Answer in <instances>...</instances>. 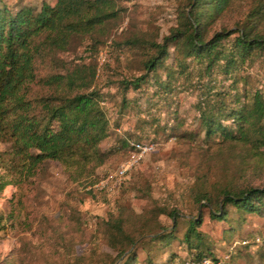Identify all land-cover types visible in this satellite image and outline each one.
Instances as JSON below:
<instances>
[{
	"label": "rangeland",
	"instance_id": "1",
	"mask_svg": "<svg viewBox=\"0 0 264 264\" xmlns=\"http://www.w3.org/2000/svg\"><path fill=\"white\" fill-rule=\"evenodd\" d=\"M113 1L119 17L100 34L102 44L90 48L86 35L75 36L57 53L61 63L37 61V79L27 95L48 94L40 80L63 72L60 64L70 67L95 60L94 86L108 117V134L100 146L111 153L88 178H71L53 160L44 161L34 175L25 176L22 162L7 153L9 143L0 142L4 152L0 182L5 183L0 189V264H127L131 252L134 264L196 263L191 257L197 250L183 236L189 220L197 219L199 213L200 246L215 258H205L209 264H264L263 212L240 213L228 206L224 220L210 216L216 211L222 188L264 186V147L219 137L206 139L199 123L200 103L207 93L224 92L227 106L238 108L246 100L242 98L245 91L260 90L264 95V53L231 75L217 69L202 75L187 59L188 75L178 74L174 67V74L168 77L164 68H158L148 73L138 89L124 91L119 81L145 73L144 61L152 53L126 45L124 40H160L176 26L186 0ZM254 1L237 0L213 28L236 26ZM55 2L0 0V8L15 13L28 6L36 12L42 3ZM169 50L173 55L174 49ZM173 62L168 57L165 64ZM223 123L234 126L235 122ZM261 123L264 126V118ZM126 137L151 140L156 149L130 171L124 183L113 186L106 180L127 155ZM202 191L208 192L211 204L199 202L197 195ZM171 211H175L174 217ZM122 220L125 230L138 238L130 248L118 231ZM108 240L128 250L118 258Z\"/></svg>",
	"mask_w": 264,
	"mask_h": 264
},
{
	"label": "trees",
	"instance_id": "2",
	"mask_svg": "<svg viewBox=\"0 0 264 264\" xmlns=\"http://www.w3.org/2000/svg\"><path fill=\"white\" fill-rule=\"evenodd\" d=\"M236 1L186 0L177 15L176 26L160 40H124L126 45L141 46L152 53L144 61L145 73L134 78L124 77L118 84L124 91L138 89L147 80L148 73L158 68H164L168 77L174 74V67L178 74L188 75L187 59L199 67L202 75H209L216 69L231 75L239 66L264 53V0H255L244 20L236 26L213 28ZM118 17L113 0H56L53 5L42 3L36 12L28 6H22L15 13L0 8V142L9 143L7 153L12 160L22 162L21 172L25 176L34 175L44 161L53 160L60 162L71 178H88L108 159L111 150H103L100 146L108 134V117L99 103L100 91L94 86L95 60L89 58L87 62H77L70 67L60 64L63 72L40 80L49 89L48 94L34 98L27 95L30 84L37 79V61L61 63L57 53L66 49L75 36L86 35L91 42L90 48L101 45L100 34ZM171 47L173 55H170ZM168 57L174 61L170 65L165 64ZM208 94L200 103L203 107L199 113L204 138L219 137L224 141L264 147L261 123L264 95L260 90L245 91L242 98L246 100L239 108L227 106L229 102L224 92ZM224 120L235 122L234 126L224 124ZM131 140L151 141L124 138L126 157ZM3 153L0 151V160ZM4 185L0 182V189ZM219 197L216 211L210 212L213 218L224 220L228 206L240 213H264V186L225 187ZM197 198L199 202L212 203L207 191L199 193ZM170 215L174 217L175 211ZM197 217L189 220L183 236L185 243L197 250L191 259L201 262L211 257L215 260L200 246L203 235L196 226L200 224L201 214ZM124 220L118 231L130 248L136 245L138 238L125 230ZM108 245L118 258L128 250L117 248L111 240ZM134 255L133 252L128 254L127 264H134Z\"/></svg>",
	"mask_w": 264,
	"mask_h": 264
},
{
	"label": "built area",
	"instance_id": "3",
	"mask_svg": "<svg viewBox=\"0 0 264 264\" xmlns=\"http://www.w3.org/2000/svg\"><path fill=\"white\" fill-rule=\"evenodd\" d=\"M102 58L101 61H103ZM102 62H100L101 64ZM130 150L128 156L122 160L119 166L110 174L106 180L107 182L113 183V186H120L123 183L124 178L128 173L139 165L148 154L152 153L156 149V143L152 141H136L131 140L129 142ZM210 261L203 259L201 262H196L192 264H209Z\"/></svg>",
	"mask_w": 264,
	"mask_h": 264
}]
</instances>
